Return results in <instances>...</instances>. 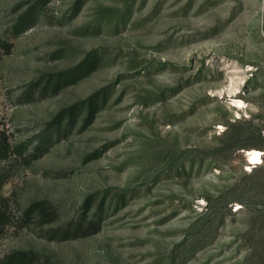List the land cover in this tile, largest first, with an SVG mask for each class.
<instances>
[{
    "label": "rangeland",
    "instance_id": "rangeland-1",
    "mask_svg": "<svg viewBox=\"0 0 264 264\" xmlns=\"http://www.w3.org/2000/svg\"><path fill=\"white\" fill-rule=\"evenodd\" d=\"M0 175V264H264V0H0Z\"/></svg>",
    "mask_w": 264,
    "mask_h": 264
},
{
    "label": "trees",
    "instance_id": "trees-1",
    "mask_svg": "<svg viewBox=\"0 0 264 264\" xmlns=\"http://www.w3.org/2000/svg\"><path fill=\"white\" fill-rule=\"evenodd\" d=\"M33 14V15H31ZM33 19H34V13H31L30 11H27L25 13H23L22 15H20L17 19L15 24L12 26V30L14 33L18 34L20 32H22L25 28L30 27L33 23ZM32 20V21H31ZM92 63L88 64V65H84L83 63L80 64L79 66H76L74 68H72L71 70L73 72L71 73H66L63 76H59L57 77V79L55 80V86L61 82L62 78L63 80H67V78H69L70 76H76L79 74V72H86L88 70V68H91L95 62L96 57H92ZM100 93L97 92L93 95H91L86 101H81V103H77L74 104L73 106L69 107L66 109V112L69 113L70 116V123L74 122V119L77 116V106H80L82 104H87V106H85L87 108V117L85 118V123H88L92 116L94 115V111L96 110V108L98 107V95ZM81 107V106H80ZM79 107V108H80ZM64 116L62 115V112L58 114V116L53 119L51 122L48 123V130L49 127H51V125H54L56 123V131H60L61 128V117ZM66 129V128H65ZM64 130V128H63ZM49 140V131L44 133L42 138H41V143L42 141H46L49 144H52ZM7 144H3L2 147H6ZM39 148V147H38ZM36 148V150L38 151L39 149ZM2 181V176L0 175V184ZM89 204V198L86 200L85 205ZM40 207L39 203H34L31 206H29V208L27 209V216H29V214H31L33 211H36L38 208ZM85 207V206H84ZM40 209V208H39ZM44 212V211H42ZM43 215H45L43 213ZM86 219H84V217H80V219L77 221V223L75 224L74 227H67L66 229L64 228L63 230V238H67L68 235L70 234L69 232H73L74 235H77L79 232H83L86 233L92 229H94V227L91 226L92 221H85ZM1 222V219H0ZM72 222H69L68 225H70ZM87 223V227H84L83 225ZM96 227V226H95ZM34 254L31 252H18V253H14L10 256H8L6 258L7 264H30L31 262L34 261Z\"/></svg>",
    "mask_w": 264,
    "mask_h": 264
},
{
    "label": "bare ground",
    "instance_id": "bare-ground-1",
    "mask_svg": "<svg viewBox=\"0 0 264 264\" xmlns=\"http://www.w3.org/2000/svg\"><path fill=\"white\" fill-rule=\"evenodd\" d=\"M259 156H260L259 151L254 150L251 158H252V160H257L259 158Z\"/></svg>",
    "mask_w": 264,
    "mask_h": 264
}]
</instances>
